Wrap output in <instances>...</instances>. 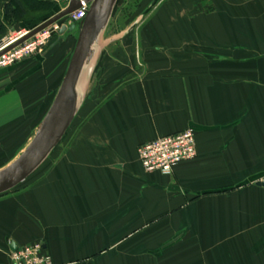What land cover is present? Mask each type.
Returning a JSON list of instances; mask_svg holds the SVG:
<instances>
[{
  "label": "crops",
  "instance_id": "obj_1",
  "mask_svg": "<svg viewBox=\"0 0 264 264\" xmlns=\"http://www.w3.org/2000/svg\"><path fill=\"white\" fill-rule=\"evenodd\" d=\"M75 31L24 78L13 73L30 60L0 69V99L17 103L49 57L72 53ZM111 39L89 61L99 104L0 194V264H12L10 243H40L52 264H264V0H169ZM186 128L195 158L168 176L143 171L136 147Z\"/></svg>",
  "mask_w": 264,
  "mask_h": 264
},
{
  "label": "rangeland",
  "instance_id": "obj_2",
  "mask_svg": "<svg viewBox=\"0 0 264 264\" xmlns=\"http://www.w3.org/2000/svg\"><path fill=\"white\" fill-rule=\"evenodd\" d=\"M167 1L169 0L157 1L151 9L143 14L150 6L152 0H116L105 28L100 32L92 47L96 56V66H94L97 67L103 54L110 53L114 47L119 45L120 40H112L113 36L129 32L139 33L146 24L153 22L157 12ZM49 14L50 12H43L27 15L24 22L25 29L27 30V28L39 24ZM0 23L6 28L5 31L16 30V25L11 18L7 22L1 21ZM76 35L77 30L74 35L75 40ZM54 41L55 37L39 53L26 58L30 60L29 64L13 73L17 77L14 80L24 78L22 74L27 73L29 69L41 67L39 60H41L43 55L50 52V44ZM54 54L53 58L49 57L48 65L41 70L39 83L34 82V79L23 82L19 88L20 100L17 99V103H15L14 94H11L12 97L0 99V170L12 163L33 137L52 97L50 88L54 91L53 84L59 80L58 73L62 75L71 53L67 54L63 46L62 50L58 49ZM26 59L18 63L24 65ZM94 72L95 70H91L89 73L84 72L86 74L84 86L79 88L75 115L69 128L74 129L82 126L83 117L94 110L101 98H103L102 90L96 88ZM14 80H11L8 84H11ZM6 81L7 79L0 78V89ZM14 189L12 188L11 191Z\"/></svg>",
  "mask_w": 264,
  "mask_h": 264
},
{
  "label": "water",
  "instance_id": "obj_3",
  "mask_svg": "<svg viewBox=\"0 0 264 264\" xmlns=\"http://www.w3.org/2000/svg\"><path fill=\"white\" fill-rule=\"evenodd\" d=\"M89 8L84 19L78 26L77 36L66 71L60 86L33 137L8 166L0 170V194L11 190L24 181L33 170L46 158L49 152L59 143L67 128L70 126L77 106L76 86L84 65L93 55V45L100 32L105 28L116 0H88ZM159 0H152L145 14ZM78 7L76 0H71L68 6L54 15L48 17L33 27L17 42L7 47L2 53L11 50L25 40L59 21ZM62 25L57 31L61 36L65 32L74 30ZM257 186L264 187V178L255 182ZM11 251L16 249L13 243L9 246Z\"/></svg>",
  "mask_w": 264,
  "mask_h": 264
},
{
  "label": "built area",
  "instance_id": "obj_4",
  "mask_svg": "<svg viewBox=\"0 0 264 264\" xmlns=\"http://www.w3.org/2000/svg\"><path fill=\"white\" fill-rule=\"evenodd\" d=\"M71 0H59V10L65 9ZM78 7L65 16L62 23L52 25L39 31L31 38L2 53L24 35L28 29L10 30L0 37V69L10 67L24 59L39 53L52 40L61 25H78L85 17L89 8L88 0H76ZM137 159L146 173L157 172L171 175L180 163L190 161L196 156L194 131L186 128L170 135L156 137L136 147ZM9 260L12 264H52L50 257L42 252L40 243H32L10 251Z\"/></svg>",
  "mask_w": 264,
  "mask_h": 264
},
{
  "label": "trees",
  "instance_id": "obj_5",
  "mask_svg": "<svg viewBox=\"0 0 264 264\" xmlns=\"http://www.w3.org/2000/svg\"><path fill=\"white\" fill-rule=\"evenodd\" d=\"M0 9L3 10V16L1 17L0 22H7L11 18L12 22H14L15 25L20 22L24 23L26 16L29 14L50 12V14L42 20L44 21L57 12L55 10L53 0H9L7 3L2 4ZM58 22H62V20ZM35 26L36 24L27 29H31ZM5 29L6 28L3 27V25L0 23V37L7 32L5 31ZM54 37L56 41V39L58 38L57 35H55ZM17 186H15L14 188H16Z\"/></svg>",
  "mask_w": 264,
  "mask_h": 264
},
{
  "label": "bare ground",
  "instance_id": "obj_6",
  "mask_svg": "<svg viewBox=\"0 0 264 264\" xmlns=\"http://www.w3.org/2000/svg\"><path fill=\"white\" fill-rule=\"evenodd\" d=\"M94 52H95V51H94ZM90 66H91V62H87V63L84 65V67H83V69H82V71H81V74H80V77H79V79H78V83H77V86H76V94H77V95H78L79 88H82V87H83V83H84L85 78H86V77H85L86 74H84V72H85V73H88ZM79 96H80V95H79Z\"/></svg>",
  "mask_w": 264,
  "mask_h": 264
}]
</instances>
